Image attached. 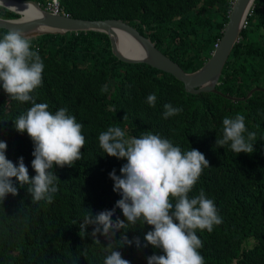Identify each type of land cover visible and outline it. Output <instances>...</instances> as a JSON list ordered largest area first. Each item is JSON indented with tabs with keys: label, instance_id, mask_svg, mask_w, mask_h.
<instances>
[{
	"label": "trees",
	"instance_id": "trees-1",
	"mask_svg": "<svg viewBox=\"0 0 264 264\" xmlns=\"http://www.w3.org/2000/svg\"><path fill=\"white\" fill-rule=\"evenodd\" d=\"M41 1V0H39ZM231 0H58L71 16L121 18L149 37L154 45L184 70L198 67L216 43ZM0 15L14 11L0 7ZM8 30L0 27V39ZM33 50L44 63L43 83L33 93L36 103H46L55 113L66 108L83 124L86 143L82 158L73 166L53 167L59 191L53 201H34L30 185L13 178L18 195L0 201V264H103L108 241L93 226L80 228L85 215L112 210L121 195L113 191L109 173L126 159L110 157L99 146V134L120 127L126 138L152 132L169 139L182 152L197 149L209 167L203 169L189 197L201 189L217 207L222 223L211 232L196 230L203 247L204 264H264V0H253L222 66L215 87L220 93H190L170 73L143 62H124L110 51L102 31L78 30L43 33L31 38ZM107 85V90L102 91ZM258 87V88H257ZM252 89L247 97L244 96ZM157 96L155 107L147 96ZM229 96L237 97L231 98ZM183 109L165 118L164 104ZM31 102L11 99L0 86V141L7 143L6 157L14 164L23 157L30 178L34 145L27 132L15 130L13 121ZM245 117L248 132H255L251 154L220 147L224 117ZM126 116V118H124ZM247 136V133H245ZM175 203V200L172 201ZM125 220L121 209L116 217ZM152 230L141 221L123 233L134 243L113 249L130 264H148L147 258L162 250L144 247V235Z\"/></svg>",
	"mask_w": 264,
	"mask_h": 264
},
{
	"label": "clouds",
	"instance_id": "clouds-1",
	"mask_svg": "<svg viewBox=\"0 0 264 264\" xmlns=\"http://www.w3.org/2000/svg\"><path fill=\"white\" fill-rule=\"evenodd\" d=\"M35 1L45 9L43 0ZM3 6L4 0H0V7ZM43 70L44 63L38 49L33 50L31 38L19 29L8 30L0 39V86L11 99L31 102L32 106L13 124L17 132H27L33 142L31 166L35 175L30 178L23 157L18 159V164L9 160L5 154L7 143L0 141V201L8 194L18 195L15 178L21 186L30 185L28 192L34 201L51 203L59 191L60 181L51 171L54 165L71 167L82 158L81 150L86 143L83 124L78 123L66 108L53 113L48 104L36 103L33 99L32 93L42 86ZM106 90L107 85L102 88V91ZM156 101L154 93L147 96L149 106L155 107ZM163 107L165 118L183 111L171 103ZM222 125V138L216 139V145L230 144L231 150L237 154L253 153L256 133L248 132L244 115L226 116ZM98 140L108 156L127 161L120 168L121 175L117 176L115 169L109 173L114 182L113 191L119 193L121 199L112 210L95 215L90 210L80 224L83 230L93 226L91 236L96 239L97 234H101L108 241L105 251L109 254L103 264H130L121 252L115 250L117 247L113 249V244L119 243L121 247L134 243L140 247V238L129 240L123 233L119 240L114 237L121 229L126 232L129 224L135 225L137 221L152 228L144 235L143 246L151 245L163 253L149 256L148 264H204V257L198 251L203 243L196 230L211 232L215 225L222 223L214 201L207 198L202 189L198 196L189 197L203 169L209 167L205 155L197 149L182 152L169 139L150 131L139 137L126 138L120 127H109L99 134ZM116 208L121 209L125 220L117 216L113 221Z\"/></svg>",
	"mask_w": 264,
	"mask_h": 264
},
{
	"label": "water",
	"instance_id": "water-1",
	"mask_svg": "<svg viewBox=\"0 0 264 264\" xmlns=\"http://www.w3.org/2000/svg\"><path fill=\"white\" fill-rule=\"evenodd\" d=\"M33 4L36 11L32 14L20 12L6 4L17 13L14 17L0 16V27L7 30L19 29L29 38L43 33H64L67 31L96 30L107 35L111 53L124 62H143L156 69L170 73L182 82L183 89L190 93L213 91L218 83L222 66L238 40L253 0H231L221 33L208 57L196 68L184 70L177 62L158 49L148 36L140 33L133 25L121 18H86L71 16L67 13L52 12L41 8L35 0H14ZM123 36H118V33ZM134 51L131 52V49ZM258 88V87H257ZM253 88L242 97H247ZM231 98H237L229 96Z\"/></svg>",
	"mask_w": 264,
	"mask_h": 264
},
{
	"label": "bare ground",
	"instance_id": "bare-ground-1",
	"mask_svg": "<svg viewBox=\"0 0 264 264\" xmlns=\"http://www.w3.org/2000/svg\"><path fill=\"white\" fill-rule=\"evenodd\" d=\"M4 4L20 11L25 12L26 14H32L36 11L33 4H30L28 2H20V1H14V0H4ZM123 33H118V36H123ZM134 51V48L131 49V52Z\"/></svg>",
	"mask_w": 264,
	"mask_h": 264
},
{
	"label": "built area",
	"instance_id": "built-area-1",
	"mask_svg": "<svg viewBox=\"0 0 264 264\" xmlns=\"http://www.w3.org/2000/svg\"><path fill=\"white\" fill-rule=\"evenodd\" d=\"M43 7L52 12H62V8L58 4L57 0H43Z\"/></svg>",
	"mask_w": 264,
	"mask_h": 264
}]
</instances>
